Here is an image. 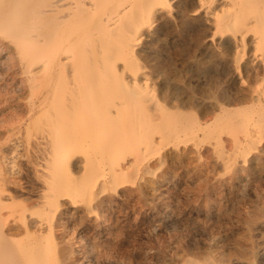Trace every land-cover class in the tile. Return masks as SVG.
Returning <instances> with one entry per match:
<instances>
[{
    "label": "bare ground",
    "instance_id": "obj_1",
    "mask_svg": "<svg viewBox=\"0 0 264 264\" xmlns=\"http://www.w3.org/2000/svg\"><path fill=\"white\" fill-rule=\"evenodd\" d=\"M163 8L191 13L224 51L239 50L241 86L225 98L236 109L222 107L220 133L233 131L235 116L247 137L264 121V0H0V114L9 110L0 123V264H95L93 234H122L120 215L104 209L108 196L132 192L168 145H187L211 124L168 112L141 82L140 45L165 21ZM78 212L102 222L72 236L63 216Z\"/></svg>",
    "mask_w": 264,
    "mask_h": 264
},
{
    "label": "rangeland",
    "instance_id": "obj_2",
    "mask_svg": "<svg viewBox=\"0 0 264 264\" xmlns=\"http://www.w3.org/2000/svg\"><path fill=\"white\" fill-rule=\"evenodd\" d=\"M162 11L165 21L147 27L149 36L140 45L141 82L158 89L168 112L211 124L196 131L187 145H168L132 192L108 196L104 209L120 215L122 234L111 240L88 234L96 243L90 257L100 264H264V121L251 122L247 137L235 116L233 131L220 133L222 107L236 109L225 98L241 86L233 67L239 50L224 51L191 13ZM228 40L233 49L240 44L232 36ZM18 77L26 78L20 72ZM183 102L188 106L173 107ZM5 112L0 114L3 125L9 124ZM63 217L70 218L67 228L75 237L85 236L89 223L102 222L100 215L81 219L80 212Z\"/></svg>",
    "mask_w": 264,
    "mask_h": 264
}]
</instances>
